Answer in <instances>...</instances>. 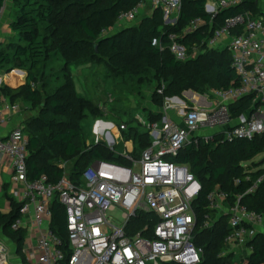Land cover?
Masks as SVG:
<instances>
[{"label":"built area","instance_id":"obj_1","mask_svg":"<svg viewBox=\"0 0 264 264\" xmlns=\"http://www.w3.org/2000/svg\"><path fill=\"white\" fill-rule=\"evenodd\" d=\"M244 0H210L206 12L211 20L223 9L242 4ZM149 4V8H148ZM147 8L152 15L163 11L165 24L174 25L180 15L182 0H150L140 2L118 16V26L134 23L141 10ZM207 25L203 18L192 20L182 33H168L169 50L179 61L189 58L188 48L182 38ZM104 35L107 31H103ZM154 46L163 45L159 38ZM224 46L232 55V67L238 75V84L230 88L213 89L200 94L192 90L182 97H167L158 110V120L147 119L139 113L134 121L150 136L149 145L138 157H134L135 142L126 139L128 125L124 121L113 122L108 117L97 118L93 123V139L87 147L102 144L130 162V165L95 160L81 174V182L72 181L67 164L57 182L46 174L28 179L27 158L29 138L23 123L17 119L23 106L20 101L0 98V157L8 160L11 176L9 193L23 204L21 217L14 229L28 226L35 230L36 241L27 251V260L38 264H64L67 256L64 239L51 228V205L55 197L66 211V228L72 253L69 264H200L204 250L195 243L194 230L197 214L194 205L202 192V184L191 171L189 164L172 161L188 145L196 148L201 143L253 140L264 136V14L253 15L243 11L229 16L223 25L213 31L208 48ZM196 53V52H195ZM194 53V54H195ZM3 78L0 76V86ZM191 92L188 97L186 92ZM163 93V88L158 90ZM255 94L251 108L234 117L231 105L244 97ZM199 97L203 99L199 100ZM108 98H112L109 94ZM178 98L179 100H176ZM209 98L214 101L209 102ZM100 107L108 114L103 103ZM206 129V131H203ZM208 131V133H207ZM124 142V149L117 146ZM246 162L244 167L250 164ZM245 179L252 185L245 194L255 192L264 181V174L255 181L250 172ZM237 184L241 179L235 180ZM244 194V195H245ZM238 195L234 204H228V194L216 185L208 195L210 209L218 211L204 216L203 228L213 229L221 219V213L229 217V233L225 237L227 250L250 253L249 241L264 232V215L247 208ZM115 212H120L122 222L115 224ZM139 213L150 214L157 220L154 227L146 225L142 232L128 235V222ZM118 220V219H117ZM8 248L0 238V264H11Z\"/></svg>","mask_w":264,"mask_h":264},{"label":"trees","instance_id":"obj_2","mask_svg":"<svg viewBox=\"0 0 264 264\" xmlns=\"http://www.w3.org/2000/svg\"><path fill=\"white\" fill-rule=\"evenodd\" d=\"M207 1L182 0L181 12L174 25L165 24L163 11L158 9L145 16L138 26L123 28L110 35L109 29L125 26L117 27L121 12L131 10L140 2L147 4V0H13L17 8V16L11 25L16 32L15 42L6 52L0 50V69L4 73L20 69L28 76L23 86L15 89L3 85L0 93L11 102L23 99L41 110L38 117L20 120L29 138L28 179L46 174L51 181L57 182L65 173L59 166L61 158L74 159L69 177L76 183L81 182V174L95 160L130 165L127 159L116 155L105 145L96 144L88 149L84 144L82 120L88 116L95 120L104 117L106 113L100 104L106 105L108 97L105 96L104 102L99 99L98 103L77 90L73 71L79 67L103 64L115 79H122L123 88H131L132 92L140 95L144 91L150 92L157 107H161L167 97H182L186 90L204 94L213 89L237 85L239 80L232 67L231 52L224 46L208 48L207 42L227 17L243 11L253 15L264 13L260 11L259 0H244L238 6L221 10L211 20L206 12ZM5 4L6 0H0V12ZM196 18L205 19L207 25L182 38L190 56L186 61H179L168 48V33H182ZM104 30L107 31L105 35ZM156 37L163 49L152 44ZM195 48H199L198 53H195ZM14 75L20 76V73L15 72ZM161 88L162 94L158 93ZM44 93L47 94V106L42 104ZM111 96L113 99V94ZM254 98L255 94H251L231 105L232 115L237 117L248 111ZM117 110L112 107L110 111ZM148 113L152 120L161 117V114L150 110ZM124 122L128 125L125 138L134 140L133 156L138 157L149 145L150 136L134 122ZM35 124L42 125L44 140L32 129ZM260 154H264V136L253 140L201 143L198 148L188 145L171 158L172 161L189 164L202 184L203 190L194 205L197 214L195 243L204 250L200 264H264V232L249 241L248 245L253 246L250 253L240 254L227 250L224 241L230 231L227 215L221 213V219L213 229L203 228L206 214L211 213L213 217L218 214V211L210 209L207 198L216 185L228 194L229 205L235 203L238 195H243V205L264 215V181L255 192L245 194L252 185L245 179L249 173L247 170L258 168L250 172L253 181L264 174V168L252 163ZM246 162H251L247 168L243 166ZM238 178L241 179L239 184L235 181ZM5 193L10 210L0 211V231L13 240L22 264H31L24 252L28 228H13L21 217L23 204L9 192ZM51 209V228L64 239L67 256L64 264H69L72 249L68 240L65 207L55 197ZM156 220L150 214L139 213L128 222L127 233L133 236L141 232L149 237L151 232H142L143 228L148 225L151 231Z\"/></svg>","mask_w":264,"mask_h":264},{"label":"rangeland","instance_id":"obj_3","mask_svg":"<svg viewBox=\"0 0 264 264\" xmlns=\"http://www.w3.org/2000/svg\"><path fill=\"white\" fill-rule=\"evenodd\" d=\"M150 0H147L149 3ZM210 0L207 1L209 3ZM149 14V9L144 8L141 10V14L139 15V18L136 22L131 24H124L125 26H117L121 28L116 29H109V34H116L117 32L123 30V28H130L138 26L145 16ZM17 16V8L13 3V0H6V4L3 7L2 11L0 12V50H4L5 52L9 50L13 44L12 42H15L14 37L16 35V32L12 29V22ZM164 23L166 20L163 18ZM124 35H122L123 37ZM196 53L199 52V48H195ZM57 64V63H56ZM12 72V71H11ZM10 72V73H11ZM8 73H4L3 70L0 69V76L3 78V82H1V86H5L7 83L6 78H9L7 76ZM74 75V83L77 88V90L82 93L85 97L93 99L95 102L97 101L99 103V99H101V102H104L105 96L108 97L109 94H113V99L108 98L107 99V108H108V114L104 117H108V119L112 120L113 122H117L119 119H122L123 121H134L136 115L139 113L143 118L145 117L147 119V113L148 110L146 108H150V104L147 102L149 93L144 91V94H137V92H132L131 88H123L121 85L122 79H115L111 73H109L103 66V64H93L88 67H79L78 69L73 71ZM14 83V86H16L17 82H11ZM10 83V84H11ZM24 85V84H23ZM148 87V86H147ZM145 88V87H144ZM149 88V87H148ZM1 91V90H0ZM114 91V92H113ZM47 94L44 93L43 96V106H47L48 101L46 99ZM20 99V98H19ZM23 109L22 111L16 116L18 120H26L28 118L38 117L40 116V107H37L31 103L25 102L23 99H20ZM114 100V102H112ZM209 102L214 101L213 98H209ZM145 105H149L145 107ZM117 108V112H111V108ZM95 119L91 116H88L85 120H82L81 122V130L83 134V142L87 145V142L89 139H93V123ZM34 130L37 131V134H40V137L42 140L45 138V132L42 127V125L35 124L33 126ZM41 129V130H40ZM203 131H206L204 129ZM208 133V131H207ZM85 145V146H86ZM117 149L119 151H122L124 149V142L121 141L120 145L117 146ZM5 159L0 157V163H5ZM60 162H65L67 164V173H69L71 167L73 166L74 159L66 160V159H60ZM252 163H258L257 165H260L261 168H264V154H260L256 156ZM248 164H251L249 162ZM11 189V183L7 176V174L0 171V211H8L10 209L9 207V200L6 196V191L9 192ZM114 215L116 216V219H113L115 224H119L121 221L120 218V212H115ZM118 219V220H117ZM0 235H3L0 231ZM1 238V237H0ZM8 248V254H9V262L11 264H17L19 261V258L17 255H15V245L11 238H2Z\"/></svg>","mask_w":264,"mask_h":264},{"label":"crops","instance_id":"obj_4","mask_svg":"<svg viewBox=\"0 0 264 264\" xmlns=\"http://www.w3.org/2000/svg\"><path fill=\"white\" fill-rule=\"evenodd\" d=\"M259 6H260V11L262 12V13H264V0H259ZM15 72H19L20 73V76H17V75H14V73ZM7 76L9 77V78H6V82L7 83H5L7 86H10L11 88H15V89H17V88H19V87H21V86H23V84H25L26 83V81H27V72L26 71H24V70H20V69H15V70H13L11 73L9 72L8 74H7ZM17 82V84H16V86H14V83L12 84L11 82ZM11 83V84H10ZM1 87V86H0ZM149 93V96H148V100H147V102L150 104V108H146L148 111L150 110V111H156V110H158V108H157V106L153 103V100H152V97H151V94H150V92H148ZM191 92L189 91V92H186L185 93V96H187L188 97V95L190 94ZM1 97H4L1 93H0V98ZM202 98L201 97H199V100H201ZM147 106H149V105H145V107H147ZM1 158H3V157H1ZM5 159V158H4ZM6 160V159H5ZM59 165H60V163H59ZM0 170L3 172V173H5V174H7V176H8V178H9V180H10V176H11V169H10V165H9V162H8V160H6L5 161V163L3 162V163H0ZM9 207H10V203H9ZM10 210V209H9ZM9 210L8 211H2V212H9ZM35 230H33V233H32V229L28 226V234H27V237H26V241H25V250H24V252H25V254H26V257H27V251H28V249H30L31 247H32V245L35 243V241H36V235H34L35 234ZM0 237L1 238H3V237H5V238H8V237H6V236H4V235H0ZM14 245H15V243H14ZM15 255H17V257L19 258V261L17 262V264H22V261H21V259H20V256L17 254V252H16V246H15ZM31 264H38V263H32L31 262Z\"/></svg>","mask_w":264,"mask_h":264},{"label":"water","instance_id":"obj_5","mask_svg":"<svg viewBox=\"0 0 264 264\" xmlns=\"http://www.w3.org/2000/svg\"><path fill=\"white\" fill-rule=\"evenodd\" d=\"M176 100H179L178 98H176Z\"/></svg>","mask_w":264,"mask_h":264},{"label":"bare ground","instance_id":"obj_6","mask_svg":"<svg viewBox=\"0 0 264 264\" xmlns=\"http://www.w3.org/2000/svg\"><path fill=\"white\" fill-rule=\"evenodd\" d=\"M202 98V97H201ZM203 99V98H202Z\"/></svg>","mask_w":264,"mask_h":264}]
</instances>
